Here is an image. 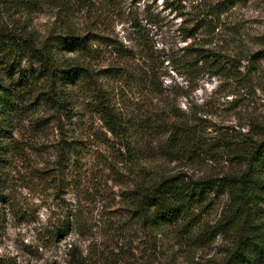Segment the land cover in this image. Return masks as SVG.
I'll return each instance as SVG.
<instances>
[{
  "label": "trees",
  "instance_id": "16d2710c",
  "mask_svg": "<svg viewBox=\"0 0 264 264\" xmlns=\"http://www.w3.org/2000/svg\"><path fill=\"white\" fill-rule=\"evenodd\" d=\"M122 2L0 0V204L15 203L12 175L36 154L27 176L18 171L22 186L76 198L44 228L77 237L54 264H177L214 246L202 264H264V38L244 12L258 0H162L169 15L149 13L120 41L76 27L77 8ZM47 10L58 29L41 36L29 19ZM101 41L112 58L104 69ZM214 81L207 101L190 100ZM79 92L106 131L101 173L75 166L97 134L69 136ZM51 128L57 141L44 152L34 138Z\"/></svg>",
  "mask_w": 264,
  "mask_h": 264
},
{
  "label": "rangeland",
  "instance_id": "374dc122",
  "mask_svg": "<svg viewBox=\"0 0 264 264\" xmlns=\"http://www.w3.org/2000/svg\"><path fill=\"white\" fill-rule=\"evenodd\" d=\"M158 12L169 15V11L163 9L162 0H124L120 8L97 3L92 10L82 12L77 8L74 12V22L81 33L89 31L110 40L120 41L126 36V30H130L134 26H147L148 14L155 15ZM244 12L247 18L246 27L256 32L258 38H264V0H258V4L249 6ZM29 27L41 36H44L50 30L58 29L55 13L47 10L42 14L33 15L29 19ZM99 49V59H101L99 64L102 65L100 69H104L112 59L111 50L105 47L104 41H101ZM106 81V78L101 79L102 83H106ZM215 86H217V82L214 81L206 90L197 92L190 100L203 104L211 97ZM78 95L81 106L77 110L76 130H70L69 136L86 138L88 131L91 130L97 134L89 141L90 148H88V141L85 139L87 145L78 152L79 164L75 166L80 175H84L88 169L101 173L105 166L99 161L101 159H99V155L102 153L106 155L107 152L100 138L105 135L106 131L102 128L98 116L91 111L93 107L92 99L82 92H79ZM180 102L185 104L187 101L183 99ZM214 102L223 103L224 100L218 95L214 98ZM258 113L264 114V95L262 93L258 94ZM231 123L234 122L230 121L229 124ZM57 135L58 132L51 128L46 135L34 138V144L46 152L56 143ZM45 155L44 153V157ZM30 159L31 161H28L24 166L22 164H20V167L17 166V171L12 175L14 179H19L15 184V191L12 193L15 203L11 206L0 204V260L17 264H54L62 258L66 243L77 237L72 235L67 240L51 239L48 233H45L44 228L52 231L55 224L62 220L67 207L76 203L75 192L74 190H67L60 195L58 200L47 195H41L39 190L25 189L22 186L25 182L20 180L18 171H21V175L27 176L25 170L28 167L27 165L31 164L32 167H35L36 163L39 164L42 158H38L34 154ZM175 169L177 168L172 165L169 170L174 171ZM260 170L261 178L264 179V164ZM104 175H107V173H104ZM109 187H111V184ZM112 191L108 189L109 195ZM107 207H110V204ZM142 236H144L142 233L138 234V237ZM144 241L146 239L139 240L137 244L141 247ZM216 252L217 249L214 246L207 251L196 254L191 261L183 256L177 264H202L207 259L214 257ZM184 253L186 252L184 251Z\"/></svg>",
  "mask_w": 264,
  "mask_h": 264
}]
</instances>
